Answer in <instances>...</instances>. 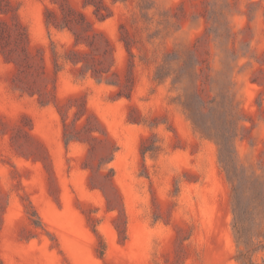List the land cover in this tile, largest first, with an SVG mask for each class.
<instances>
[{
    "label": "rangeland",
    "instance_id": "rangeland-1",
    "mask_svg": "<svg viewBox=\"0 0 264 264\" xmlns=\"http://www.w3.org/2000/svg\"><path fill=\"white\" fill-rule=\"evenodd\" d=\"M0 264H264V0H0Z\"/></svg>",
    "mask_w": 264,
    "mask_h": 264
},
{
    "label": "trees",
    "instance_id": "trees-1",
    "mask_svg": "<svg viewBox=\"0 0 264 264\" xmlns=\"http://www.w3.org/2000/svg\"><path fill=\"white\" fill-rule=\"evenodd\" d=\"M95 6V8H96V11H98V8H97V6L96 5H94Z\"/></svg>",
    "mask_w": 264,
    "mask_h": 264
}]
</instances>
